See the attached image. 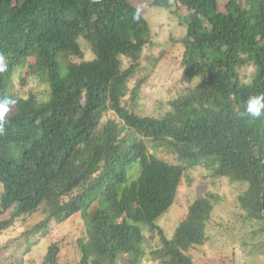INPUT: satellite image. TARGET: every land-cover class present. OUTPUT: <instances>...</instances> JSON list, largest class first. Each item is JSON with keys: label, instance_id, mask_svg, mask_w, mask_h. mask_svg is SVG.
I'll return each instance as SVG.
<instances>
[{"label": "trees", "instance_id": "trees-1", "mask_svg": "<svg viewBox=\"0 0 264 264\" xmlns=\"http://www.w3.org/2000/svg\"><path fill=\"white\" fill-rule=\"evenodd\" d=\"M135 2L0 0V53L8 62L0 99L15 101L0 134V216L7 215L0 233L39 211L44 218L30 235L77 214L85 227L77 264L124 256L120 264H140L153 234L164 264H196L181 248L205 241L202 220H184L172 238L158 224L188 162L213 156L218 176L246 184L239 201L247 216L264 220V118L238 115L249 95L264 92V0H153L183 12L180 63L194 81L164 114L139 112L142 81L130 86L153 34ZM30 56L33 85L21 93L15 79ZM248 62L254 74L245 85L239 68ZM147 142L167 146L178 162L149 153ZM133 161L141 165L126 185ZM198 204L208 208L207 199ZM59 250L51 243L42 264H59Z\"/></svg>", "mask_w": 264, "mask_h": 264}, {"label": "rangeland", "instance_id": "rangeland-1", "mask_svg": "<svg viewBox=\"0 0 264 264\" xmlns=\"http://www.w3.org/2000/svg\"><path fill=\"white\" fill-rule=\"evenodd\" d=\"M218 1L223 5L227 0ZM151 2L153 0L135 2L146 10L144 13L153 23V34L144 48L140 66L130 86H135L138 80L142 81L136 94L139 112L164 114L171 109V100L193 86L194 81L184 73L180 63L183 50L177 38L185 32V27L181 25L183 12L179 14L155 4L151 6ZM85 52L89 57L87 43ZM25 62L27 66L19 69L15 79L21 93L33 85V81L28 83L32 80L28 71L34 58L27 57ZM239 71L243 81H249L254 74V65L252 62L245 63ZM24 78L27 80L23 81ZM126 98L130 103V93ZM147 146L149 153L178 162L167 146L150 142ZM218 163L213 156H204L193 165L186 164L177 199L160 217L158 224L165 235L172 238L184 220L189 223H195L197 219L203 221L200 225H204L205 241L196 246L184 244L181 248L188 257L193 256L196 264H264V220H251L247 216L248 212L242 209L239 201L246 184L218 176L215 172ZM140 165V161L129 165L126 185L137 176ZM202 198L208 200L207 209L198 204ZM6 217L4 214L0 216L2 219ZM42 218L44 214L41 211L26 215L0 233V264H42L47 247L53 242L59 244V264L79 263L78 240L85 234L82 217L75 214L63 224L53 223L43 232L28 234ZM30 240L32 245L28 243ZM159 240L158 234L149 238L145 244L147 255L140 264L165 263L163 257L166 250L155 249ZM123 259L118 258L116 263H122Z\"/></svg>", "mask_w": 264, "mask_h": 264}, {"label": "clouds", "instance_id": "clouds-1", "mask_svg": "<svg viewBox=\"0 0 264 264\" xmlns=\"http://www.w3.org/2000/svg\"><path fill=\"white\" fill-rule=\"evenodd\" d=\"M153 4V2H151ZM140 18L139 10L133 15L134 20ZM8 70V62L4 54L0 53V74L5 73ZM182 74V73H181ZM245 85L249 83L247 79L243 81ZM15 101L10 99H0V134L5 131V125L7 123L6 116L11 110V106ZM241 117H248L254 120H260L264 118V92L251 94L244 102L243 111L238 113Z\"/></svg>", "mask_w": 264, "mask_h": 264}]
</instances>
